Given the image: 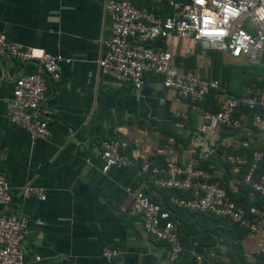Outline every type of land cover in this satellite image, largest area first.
I'll list each match as a JSON object with an SVG mask.
<instances>
[{
    "label": "crops",
    "instance_id": "0c3cea01",
    "mask_svg": "<svg viewBox=\"0 0 264 264\" xmlns=\"http://www.w3.org/2000/svg\"><path fill=\"white\" fill-rule=\"evenodd\" d=\"M110 25L104 0H0V33L6 42L69 60L59 63V80L41 104L50 112L48 135L31 139L7 118L5 109L13 80L24 69L15 59H0V172L11 195L7 207L0 205V216L27 218L21 243L24 263L193 264V256L200 254L208 264H264V257L256 254L257 237L200 214L179 215L182 253L174 262L168 261L163 244L143 232L126 189L143 192L162 205L171 192L154 187L151 175L139 172L140 161L161 166L189 156L237 195L238 169L227 166L223 157L243 141L264 149V136L242 113L238 132L219 128L200 134V104L178 98L155 77L147 76L134 90L102 75L97 62ZM164 47L172 55L177 50L182 57L191 53L186 40L170 38ZM221 57L223 62L230 60ZM26 69L33 71L34 66ZM194 72L202 73L197 58ZM105 138L119 139L133 165L102 172L98 143ZM23 186L41 189L44 200L22 197ZM242 196L253 198L249 193L248 199ZM104 248L122 255L107 259L101 254Z\"/></svg>",
    "mask_w": 264,
    "mask_h": 264
},
{
    "label": "built area",
    "instance_id": "2783aa9c",
    "mask_svg": "<svg viewBox=\"0 0 264 264\" xmlns=\"http://www.w3.org/2000/svg\"><path fill=\"white\" fill-rule=\"evenodd\" d=\"M139 0H104V10L110 17V37L103 42V56L97 66L102 75L115 83H127L139 90L146 77H155L161 86L190 103H200L214 91L218 94L215 111L203 110L198 132L210 134L219 128L238 130L242 117L240 109L251 114V125L258 133L264 132V94L244 88L238 96L227 95L218 81L204 79L191 71L178 70L173 55L156 43L174 38L198 44L203 50H213L230 60H240L249 66L264 61V0H152L163 3V15H157ZM0 59H15L24 71L13 80L11 95L6 101L7 118L22 128L31 139H45L48 135L50 112L41 109L51 85L59 80V63H68L62 56L50 55L41 50L8 43L0 33ZM34 66L33 71L26 69ZM172 142L171 139L168 140ZM241 153L229 152L223 162L235 169L245 167L241 182L248 186L249 194L264 198V153L249 149L248 143L239 144ZM99 158L105 172L109 167L127 168L133 158L123 152V143L116 138L99 141ZM192 154V151H189ZM140 173H149L154 187L171 190L181 195L169 197L167 205L158 204L140 191L130 195L134 211L140 216L141 228L155 243L167 248L169 262L182 253V242L169 207L196 213H208L226 219L248 234L259 239L256 254L264 256V205L241 206L233 202L213 176L193 163L189 156L183 162L167 160L162 166L151 165L147 160L138 163ZM22 197L44 200L41 189L23 186ZM189 194V195H188ZM11 201L5 175L0 172V205ZM27 218L23 215L0 216V264H25L21 243L26 233ZM102 256L111 259L122 255L120 251L104 248ZM38 261V257H34ZM193 264H208L200 254L193 256Z\"/></svg>",
    "mask_w": 264,
    "mask_h": 264
},
{
    "label": "trees",
    "instance_id": "16d2710c",
    "mask_svg": "<svg viewBox=\"0 0 264 264\" xmlns=\"http://www.w3.org/2000/svg\"><path fill=\"white\" fill-rule=\"evenodd\" d=\"M137 5L146 6L148 9H152L157 15H159V14L163 15V14L166 13L164 11L163 3L152 2V4L149 3V4L144 5V4H141V3L137 2ZM159 11H162V13H160ZM196 45H197L196 46L197 48L194 49L190 54H187V55L179 58L176 61V63H174V61H173L174 66L180 68L182 71L194 72V69L196 67V58L201 53V51H203V49H201L198 44H196ZM155 46L160 47L161 49L165 48L164 44L162 42L156 43ZM204 53H205L204 55L209 60V68H208V71L205 72V73H208V75L207 76L206 75L200 76L201 78L217 80L219 85L223 89V91L227 95H230V96H238V95H240L244 88H251L253 92H256L258 94H264V90H258V89L255 88V86L261 85V81L254 80L255 78H253V77H251V79L248 80V84L241 86L239 89H236V90L231 89L232 88L231 86H233L232 83L235 82L237 78H239V79L241 78L242 81L247 80L246 78L250 77V75H249L250 73H248V72H251V70H253V68L257 67V66H251L253 68L250 71H246L243 68H241V67H243V65L242 66L233 65V67H232V65H230V64L228 65L227 63L223 62L222 61V57H221V53H219V52H216V51H213V50H205ZM262 62H264V61H262ZM245 65L246 64H244V66ZM260 65H262V63ZM260 65H258V66H260ZM246 66H249V65H246ZM234 69H237V70H234ZM217 98H218V94H216V92H214V91H210L205 96V98H204V100L202 102L195 103V104H200L202 106L203 110L215 111L217 109V105H216ZM241 113L244 114L247 117V119L251 120V114L248 111H246L244 109H240L236 115H240ZM259 114L264 116V111L263 112H259ZM222 129L230 131V132H238L240 130V129H238V130H230V129H226V128H222ZM254 130H255V128H254ZM261 134H264V132L261 133ZM249 149H258V150H261L264 153V149L263 148H252V147H249ZM234 152L241 153V152H243V150L238 148ZM226 165L232 168L231 165H228V164H226ZM198 167L200 169L204 170V171L209 172L208 170H206V169H204V168H202L200 166H198ZM244 172H245V167L239 168L238 169V173H237V175L235 177V180H236L235 181V185L237 186V188L241 192V193H238L237 195L231 193L230 190L227 189V187L222 186V184L217 179L213 178V180L218 182V184L224 189V191L226 192L227 196L233 202H235V203H237V204H239L241 206L245 207V206H249V205H253V206L264 205V198L260 197L256 193H253V198L251 200L248 199L247 194L249 192H251V191H250L248 186L244 185L241 182V178H242V175L244 174ZM262 172H264V165L263 164L259 165V168L257 169V173H262ZM165 191H170L171 192L170 196H172V195H175V196L181 195L180 193L175 192V191H171V190H165ZM244 193H245V195H246L248 200H246V198H244V196H242V195H244ZM241 196H242V198H241ZM169 197L166 199L165 203L163 204L164 206H168L167 202H168ZM169 210L172 212L175 220L178 222L177 223V231H178V235L180 237L181 242H182V239H181V236L179 234V232H180L179 231V215H183V214H190L191 216H195V215L200 214L201 216H204V218L208 219L209 221L217 220V221L223 223L224 225H225V223L229 224V229H233V230H237V231L240 230V231L246 232L245 230L239 228L237 225L228 222L226 219L218 218V217H215V216H213L211 214H208V213L190 212V211H185V210H181V209L173 208V207H169ZM258 256H260V255H258ZM260 257H264V256H260Z\"/></svg>",
    "mask_w": 264,
    "mask_h": 264
},
{
    "label": "rangeland",
    "instance_id": "374dc122",
    "mask_svg": "<svg viewBox=\"0 0 264 264\" xmlns=\"http://www.w3.org/2000/svg\"><path fill=\"white\" fill-rule=\"evenodd\" d=\"M190 45H191V49L189 52H192L194 49H196L197 45L194 44V43H191L190 42ZM205 50L201 51V53L197 56V64H198V68H200L202 70V73L200 76H204V75H208V73H205L208 71V68H209V60L207 59V57L204 55L205 53ZM182 56L179 55V50H177L174 54H173V61L174 63H176V61L181 58ZM225 63H227L228 65H240L243 67L244 70L246 71H250L253 67L251 66H244V64H234V61L232 60H227L225 61ZM234 70H237V69H234ZM197 73V72H196ZM250 73V77L246 78L247 80H244L242 81L241 78H237L235 82H233V86H231L233 90H236V89H239L241 86L243 85H246L248 84V80L251 79V77L255 78L254 80H257V81H261V85L259 86H255L256 89L258 90H264V62H262V65L260 66H257V67H254L253 70H251V72H248ZM198 74V73H197ZM248 75V74H247ZM251 84V83H250ZM253 84V83H252ZM264 136V134H263Z\"/></svg>",
    "mask_w": 264,
    "mask_h": 264
}]
</instances>
